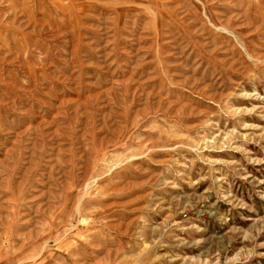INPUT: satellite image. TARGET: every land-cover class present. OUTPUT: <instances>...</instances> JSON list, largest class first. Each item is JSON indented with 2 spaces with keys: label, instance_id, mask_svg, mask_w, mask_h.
Here are the masks:
<instances>
[{
  "label": "rangeland",
  "instance_id": "obj_1",
  "mask_svg": "<svg viewBox=\"0 0 264 264\" xmlns=\"http://www.w3.org/2000/svg\"><path fill=\"white\" fill-rule=\"evenodd\" d=\"M0 264H264V0H0Z\"/></svg>",
  "mask_w": 264,
  "mask_h": 264
}]
</instances>
